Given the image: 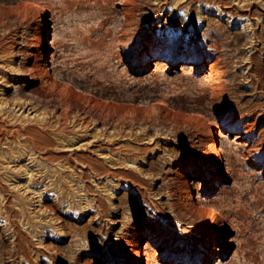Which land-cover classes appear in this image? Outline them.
Returning a JSON list of instances; mask_svg holds the SVG:
<instances>
[{"label":"rangeland","instance_id":"1","mask_svg":"<svg viewBox=\"0 0 264 264\" xmlns=\"http://www.w3.org/2000/svg\"><path fill=\"white\" fill-rule=\"evenodd\" d=\"M0 127V264H264V0H0Z\"/></svg>","mask_w":264,"mask_h":264},{"label":"bare ground","instance_id":"2","mask_svg":"<svg viewBox=\"0 0 264 264\" xmlns=\"http://www.w3.org/2000/svg\"><path fill=\"white\" fill-rule=\"evenodd\" d=\"M47 18V17H46ZM49 19V18H47ZM37 22V21H36ZM40 22V21H39ZM39 25V24H38ZM42 25V36L44 35H47V34H51L49 31H47V29H50L52 27V25H49L48 23H43V24H40ZM36 30V29H35ZM35 32V31H34ZM38 38V37H37ZM47 42L48 40L47 39H44V48L47 47ZM51 45V44H50ZM52 46V45H51ZM52 54V53H51ZM50 54V56H51ZM49 56V57H50ZM54 57V56H53ZM50 62L48 60V58H45L42 62H41V71H48V70H52L54 65H53V62L52 61V56L50 57ZM177 59V57L175 56H171L170 58H164V59H154L152 61V64H154V69H158L161 65H163L166 61H169V60H175ZM184 60H187V59H184ZM50 63V64H49ZM189 67L191 68V65H189ZM40 69V68H39ZM53 74V72H52ZM66 116V113L63 112L62 114V118L64 119V117ZM76 118V116H75ZM74 118V120H75ZM61 119V116L57 117V121L60 122L59 120ZM55 121H56V118H55ZM8 122V121H7ZM49 122V121H48ZM46 123V122H45ZM8 124V123H7ZM51 124V123H50ZM57 124V123H56ZM59 124V123H58ZM75 125V124H74ZM2 126V125H1ZM62 127V126H61ZM60 127V131L59 132H62L64 129L63 127L61 128ZM58 129V128H57ZM56 129V130H57ZM55 130V131H56ZM65 131V130H64ZM58 132V130H57ZM211 132V136H210V139L208 138L209 142H208V152L213 156V160L214 162L216 163H220L221 161V154H220V146H219V139L222 135V132L220 129L216 130V131H210ZM23 136L26 140L29 139V141L34 142V139L31 137V135L29 134L28 132V128L27 127H24L22 129H18V128H12L11 130H8L5 129L4 127H0V139L6 137V138H19ZM22 138V137H21ZM243 135H239L237 133L233 134V140L236 141V144H243L244 146H248V149H246V152L247 153H250L251 150H252V145H248V137H246V142H243L242 139H243ZM255 149V147H254ZM254 151V150H253ZM227 167V163L225 164H222L220 165L218 171L219 172H222L226 169ZM196 183V182H195ZM198 185V184H197ZM203 203V202H202ZM201 203V204H202ZM203 206H205V214H206V217L210 220H217L216 217H215V213L213 211V209L211 208V206L208 204V203H204ZM205 217V216H204ZM207 219V220H208ZM218 223V231H219V238H223V234L221 233L222 230L224 229V223H222V221L220 220H217ZM213 244V241H207L204 245H203V248L199 250V252H202L204 253L205 249H209L211 254L210 256H213V254L215 253V251H217V248L216 247H211ZM152 245L148 242V241H143L142 244H141V249L139 250V255H140V258H139V261H138V264H149V261H150V258H151V253H150V250H152ZM154 250V249H153ZM152 250V251H153ZM137 252V251H136ZM138 256V255H137ZM151 262V261H150ZM160 264V263H159Z\"/></svg>","mask_w":264,"mask_h":264}]
</instances>
